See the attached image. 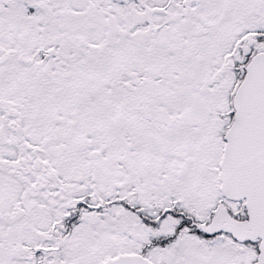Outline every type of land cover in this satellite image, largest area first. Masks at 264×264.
<instances>
[{"label": "snow or ice", "instance_id": "1", "mask_svg": "<svg viewBox=\"0 0 264 264\" xmlns=\"http://www.w3.org/2000/svg\"><path fill=\"white\" fill-rule=\"evenodd\" d=\"M0 264H264V0H0Z\"/></svg>", "mask_w": 264, "mask_h": 264}]
</instances>
